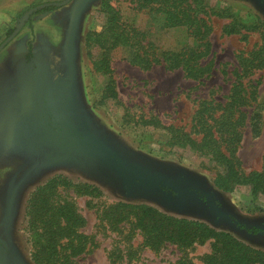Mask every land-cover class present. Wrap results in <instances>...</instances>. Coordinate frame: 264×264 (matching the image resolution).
<instances>
[{
  "label": "rangeland",
  "instance_id": "obj_1",
  "mask_svg": "<svg viewBox=\"0 0 264 264\" xmlns=\"http://www.w3.org/2000/svg\"><path fill=\"white\" fill-rule=\"evenodd\" d=\"M62 1L0 0V45L30 8ZM101 1L38 8L0 51V238L8 250L6 264H35L27 201L37 186L58 174L100 192L59 188L83 218L79 231L91 236L89 250L75 258L76 264H178L184 258L205 264L213 240L192 247L168 242L157 251L130 223H123L120 232L111 230L97 214L118 201L199 220L264 250V195L249 185L220 188L225 166L209 147L198 151L183 137L201 142L200 104L225 102L237 80L238 56L262 45L264 3L205 0L232 14L210 16L207 46L185 26L161 27L160 13L140 10L137 0H112L126 22L147 32L154 52L186 46L208 50L198 61L206 70L195 78L181 67H141L129 60L125 46L110 52L111 74L100 70L103 50L89 46L86 38L90 30L102 28ZM233 20L249 29L224 34ZM111 76L116 98L105 96ZM241 80L250 84L248 89L256 88V100L241 107L246 121L235 147L240 169L249 173L264 169V70L253 69ZM153 117L177 132L143 123Z\"/></svg>",
  "mask_w": 264,
  "mask_h": 264
},
{
  "label": "trees",
  "instance_id": "obj_2",
  "mask_svg": "<svg viewBox=\"0 0 264 264\" xmlns=\"http://www.w3.org/2000/svg\"><path fill=\"white\" fill-rule=\"evenodd\" d=\"M264 3V0H261ZM140 10L147 9L160 13L161 27L171 28L185 26L190 34L202 41L201 45H210L207 39L212 27L210 16H232L227 9L211 8L205 0H137ZM101 8L105 20L100 30H90L87 44L98 45L103 50V58L99 61V69L112 73L108 56L120 46L130 50L129 60L144 68L156 64H164L167 69L181 67L185 73L197 78L206 68L199 65V59L208 50L199 47H183L180 51L154 52V45L146 43L147 32L126 22L120 9L112 0H102ZM248 26L237 21L225 25L224 34L240 33ZM253 26L252 29H255ZM244 38L247 36L244 35ZM29 53H32L30 48ZM239 67L236 68L237 80L232 83L230 93L225 102L213 100V104L204 101L197 110V123L203 127L205 134L201 142L189 135H184L185 143L202 151L209 147L216 160L225 166L218 185L231 191L238 185H249L254 191L264 195V169L246 173L240 169V159L235 155V147L242 139L240 127L246 121L242 106L256 100V88L248 89L241 80L253 69L264 70V34L261 46L239 56ZM256 87V86H254ZM105 96L117 97L114 79L111 76L106 87ZM209 113V114H207ZM143 123L167 128L176 133L172 126L162 124L155 117L143 119ZM225 145V150L221 144ZM205 151V150H203ZM75 187L79 194H91L99 189L91 184L73 183L67 177L58 174L37 186L27 201L26 216L28 227L32 233V256L35 264H76L75 258L89 250L91 236L80 232L78 227L83 218L77 213L76 204L72 199L63 197L59 188ZM97 217L105 222L113 231L120 232L122 224L127 222L138 230L144 244L153 250H160L165 243H176L181 247H192L213 240V249L204 255L205 264H264V250L256 249L238 240L227 231L211 228L204 222L188 218H180L167 214L148 204H135L125 201L113 202L98 211ZM259 231V230H257ZM178 264H194L186 258Z\"/></svg>",
  "mask_w": 264,
  "mask_h": 264
},
{
  "label": "water",
  "instance_id": "obj_3",
  "mask_svg": "<svg viewBox=\"0 0 264 264\" xmlns=\"http://www.w3.org/2000/svg\"><path fill=\"white\" fill-rule=\"evenodd\" d=\"M70 0H63L62 2H52V3H44L39 6H35L30 8L28 11L25 12L23 17L20 19L19 24L17 27L13 30V32L2 42L0 45V51L19 33L21 28L25 25L26 21L28 20L29 16L33 14L38 8L45 7L49 4H54V5H65L69 2ZM7 255H8V250L5 246L1 245L0 243V264H6L7 263Z\"/></svg>",
  "mask_w": 264,
  "mask_h": 264
},
{
  "label": "flooded vegetation",
  "instance_id": "obj_4",
  "mask_svg": "<svg viewBox=\"0 0 264 264\" xmlns=\"http://www.w3.org/2000/svg\"><path fill=\"white\" fill-rule=\"evenodd\" d=\"M52 5V4H51ZM46 7V6H45ZM0 243L1 245L5 246V244L2 242L1 238H0ZM6 247V246H5ZM7 248V247H6Z\"/></svg>",
  "mask_w": 264,
  "mask_h": 264
}]
</instances>
